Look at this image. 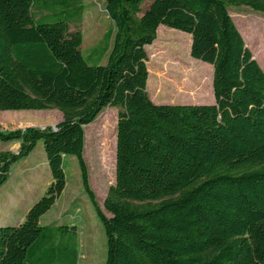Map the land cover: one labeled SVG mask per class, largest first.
Here are the masks:
<instances>
[{
  "label": "trees",
  "instance_id": "trees-1",
  "mask_svg": "<svg viewBox=\"0 0 264 264\" xmlns=\"http://www.w3.org/2000/svg\"><path fill=\"white\" fill-rule=\"evenodd\" d=\"M143 1L104 0L111 27L100 65L69 27L82 21L80 0H0V111L61 113L54 128L0 127L1 142H18L0 149V186L39 141L51 174L24 219L0 226V264H81L76 222L40 224L66 186L68 155L104 230L101 264H264V70L229 12L264 13V0H152L142 12ZM160 25L189 34L190 56L212 66V104L149 98L145 47ZM107 106L119 108L108 216L83 158L84 127Z\"/></svg>",
  "mask_w": 264,
  "mask_h": 264
},
{
  "label": "rangeland",
  "instance_id": "rangeland-1",
  "mask_svg": "<svg viewBox=\"0 0 264 264\" xmlns=\"http://www.w3.org/2000/svg\"><path fill=\"white\" fill-rule=\"evenodd\" d=\"M84 6L82 21L70 24V30L82 33L81 53L89 64L104 65L108 51L103 53L104 32L111 27L104 0H80ZM152 0H144L142 12ZM229 12L239 31L248 38L251 53L264 70V58L256 55L255 42L264 33V13L247 6L229 7ZM156 39L145 47L147 70L150 71L146 90L154 104H212V66L190 56V35L159 26ZM256 29L260 31L256 32ZM119 108L107 106L84 127L83 158L87 168L89 185L98 206L103 208V199L114 183L115 135ZM102 114V115H101ZM101 115V116H100ZM109 119V128L102 129L104 119ZM61 120L57 109L0 111L2 130H13L26 126L43 128L53 126ZM0 149L16 152L18 142L0 141ZM66 186L50 210L40 219V224H62L74 221L78 224V251L81 264H101L106 257V238L103 227L81 185L77 159L64 158ZM51 181L42 141L25 159L12 164L9 178L0 186V226L20 223L27 210L44 193Z\"/></svg>",
  "mask_w": 264,
  "mask_h": 264
},
{
  "label": "water",
  "instance_id": "water-1",
  "mask_svg": "<svg viewBox=\"0 0 264 264\" xmlns=\"http://www.w3.org/2000/svg\"><path fill=\"white\" fill-rule=\"evenodd\" d=\"M212 77H213V75H212ZM52 127L54 128V127H55V125H53Z\"/></svg>",
  "mask_w": 264,
  "mask_h": 264
},
{
  "label": "crops",
  "instance_id": "crops-1",
  "mask_svg": "<svg viewBox=\"0 0 264 264\" xmlns=\"http://www.w3.org/2000/svg\"><path fill=\"white\" fill-rule=\"evenodd\" d=\"M29 156H30V155H29ZM29 156H28V157H29ZM26 158H27V157H26Z\"/></svg>",
  "mask_w": 264,
  "mask_h": 264
}]
</instances>
